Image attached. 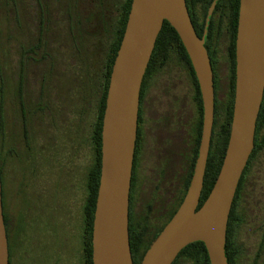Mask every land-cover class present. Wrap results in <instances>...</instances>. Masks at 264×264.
I'll return each mask as SVG.
<instances>
[{"label":"trees","instance_id":"trees-1","mask_svg":"<svg viewBox=\"0 0 264 264\" xmlns=\"http://www.w3.org/2000/svg\"><path fill=\"white\" fill-rule=\"evenodd\" d=\"M20 1L0 0V17L5 22V34H7V21L10 13H13V19L16 20L14 23L19 27ZM132 1L28 0L27 43L23 47V56L19 67L16 63L17 75L21 73L22 76L12 85L8 77L5 78L4 76V80L3 73L0 74V79H2L4 85L3 89L9 88L12 97L14 96L16 100V103L12 99L10 100L13 112L10 116L13 115V117L9 123H7L8 115L5 110V100L4 98L0 100V136L3 134L4 137L0 154L2 152L7 156L10 155V152L13 153V150L8 143L9 137L7 136L6 126L3 125H10L9 132L13 131L14 134L17 133V129H20L22 131V141L25 146H28L29 139H31L29 130L35 124H45V119L52 113L51 105L55 100L61 98L63 93L67 94L70 91L71 96L79 88L81 97L89 98L92 94L95 95L94 105L97 108V120L92 139L95 145L96 160L88 174L89 191L85 206V264H93V222L101 177L102 128L106 99L113 65L124 36ZM213 1L186 0L198 36L206 38L204 45L209 54L219 89L218 98L215 102V121L199 208L210 194L223 164L230 137L236 88V37L240 0H219L207 28V16ZM31 2H34V4ZM218 14L221 16L220 18L228 20L226 33L229 40L227 48L229 76L224 82H221L219 59H217V40L222 31L221 23L216 20ZM175 54L188 64L194 82V102L198 113L196 142L188 154L186 167L183 166L181 170L178 160L174 161L175 149L163 145L167 153L170 152L169 156L173 158L169 164L167 163L169 174H165L167 179L165 178L164 184H162L163 187L159 188L161 191L158 193L157 200L146 205L143 215H137L135 212L138 201H133L135 187L133 166L129 206V238L134 264H141L153 241L162 232L183 202L199 153L203 127V102L200 87L189 55L178 33L167 21L164 22L156 41L142 87L147 82L151 72L163 65L172 64ZM1 68L0 65V72ZM33 81L39 83L37 88L32 87ZM138 136L139 129L136 146ZM262 150H264V97L257 120L255 147L240 180L229 216L225 245L228 264H234L237 256L235 231L237 224L241 221L239 208L242 196L246 191L247 173L256 156ZM181 173L184 175L181 177L182 182H179V184L174 183V176ZM0 177L2 181V198H4V171L1 156ZM3 213L9 243V234H11L12 227L4 210ZM152 218L155 220L154 223H151ZM184 263L210 264L204 243L196 242L184 248L173 264Z\"/></svg>","mask_w":264,"mask_h":264},{"label":"water","instance_id":"water-1","mask_svg":"<svg viewBox=\"0 0 264 264\" xmlns=\"http://www.w3.org/2000/svg\"><path fill=\"white\" fill-rule=\"evenodd\" d=\"M219 0L209 8L206 27ZM167 21L191 60L203 102L199 153L187 193L175 215L147 250L141 264H173L180 252L204 243L210 264H228L229 216L255 147L264 97V0H240L236 37V88L226 154L214 186L199 208L214 126V73L205 38L192 23L186 0H133L115 59L102 128L101 177L93 222V264H134L129 206L138 134L140 96L156 41ZM0 177V264H9Z\"/></svg>","mask_w":264,"mask_h":264},{"label":"rangeland","instance_id":"rangeland-1","mask_svg":"<svg viewBox=\"0 0 264 264\" xmlns=\"http://www.w3.org/2000/svg\"><path fill=\"white\" fill-rule=\"evenodd\" d=\"M220 17L216 16L222 30L217 40V59L224 82L229 76L228 20ZM6 50L5 22L0 17L3 79H9L11 65L15 63L6 57ZM13 74L17 76L16 67ZM34 86L37 88L35 83ZM3 88L0 79V100H5L9 123L13 117L10 100H16L9 88ZM185 91L188 125L195 131L198 113L193 103L194 90ZM94 104L95 95L81 97L79 88L71 96L70 91L63 93L51 105L52 115L45 119V124H35L29 130L28 146L22 141L20 129L14 134L9 132L10 125H3L13 150L6 157L3 178L7 217L12 227L10 264H85L88 174L96 160L92 139L97 120ZM154 147L145 150L144 163L138 169L141 202L135 206L137 215H143L146 205L157 200L165 174H169L167 163L173 159L165 148L156 151ZM246 180L239 208L241 221L235 231L234 264H264V150L256 156ZM154 222L152 218L151 223Z\"/></svg>","mask_w":264,"mask_h":264},{"label":"flooded vegetation","instance_id":"flooded-vegetation-1","mask_svg":"<svg viewBox=\"0 0 264 264\" xmlns=\"http://www.w3.org/2000/svg\"><path fill=\"white\" fill-rule=\"evenodd\" d=\"M19 3V27L14 23L16 20L13 19V13H10L7 21V58L10 62H15L11 65L12 71L10 72L12 74H9L11 83L20 79L22 76L21 73L17 76L13 74V68L17 67L16 63H18L19 67V63L23 56V47H25L27 43L26 21L29 2L28 0H21ZM31 3L34 4V2ZM34 83L38 87L39 83L37 81ZM34 83L32 87L36 88ZM185 90H194V82L188 64L182 61L176 54L174 55L172 64L163 65L151 72L147 82H145L142 87L138 119L139 136L134 157L135 187L133 190V201L135 202L139 201L141 194V189L138 187L137 175L138 169H140L141 164L144 163L145 150L150 149L151 146H155L154 148H157L156 151H160L163 145H168L175 149L174 161L178 160L180 170L183 166L186 167L188 154L191 152L196 142L197 130L193 131L194 128L188 125L187 91ZM214 91L216 102L219 89L216 84L215 76ZM194 104L197 109L196 103ZM11 114L12 112L10 111V115ZM3 141L4 137L2 134L0 136L1 148ZM0 156L4 171L7 163V154L1 152ZM183 176L182 173L180 175L176 174L173 178L174 183L179 184V182H182L183 179H181V177ZM3 199V210L7 217L5 197Z\"/></svg>","mask_w":264,"mask_h":264}]
</instances>
